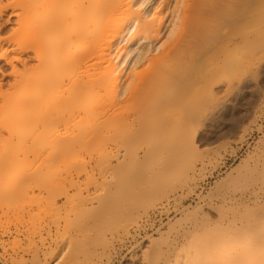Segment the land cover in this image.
Returning a JSON list of instances; mask_svg holds the SVG:
<instances>
[{
  "label": "rangeland",
  "instance_id": "1",
  "mask_svg": "<svg viewBox=\"0 0 264 264\" xmlns=\"http://www.w3.org/2000/svg\"><path fill=\"white\" fill-rule=\"evenodd\" d=\"M27 1L29 12L23 9ZM78 1L0 0V23L9 21L0 29V55L12 62L0 60V106L15 93L20 74L37 79L39 89L48 77L34 68L35 60L26 72L16 60L29 18L49 9L73 11ZM167 1L152 0L149 9ZM259 22L255 58L243 49L239 88L235 74L222 68L220 31L211 28L195 56L184 59L180 53L190 37L180 24L177 41L174 35L162 40L175 51L173 59L140 62L139 77L122 98L118 92L110 98L111 90L81 98L75 84L81 73L65 72L48 99L26 109L31 129L35 133L43 118L65 115L96 136L64 153L46 145L0 144V169L11 165L52 175L41 189L27 175L23 190L0 192V264H55L61 256L58 264H184L194 257L199 264H256L257 254L243 250L264 239V16ZM151 90L155 95L145 103ZM1 117L0 142H7ZM64 177L90 180V196L103 179L111 181L113 209L100 211L93 201L64 207Z\"/></svg>",
  "mask_w": 264,
  "mask_h": 264
},
{
  "label": "bare ground",
  "instance_id": "2",
  "mask_svg": "<svg viewBox=\"0 0 264 264\" xmlns=\"http://www.w3.org/2000/svg\"><path fill=\"white\" fill-rule=\"evenodd\" d=\"M151 2L152 0H79L77 9L73 11L56 13L49 9L50 14L45 11L42 14L40 11L30 17L23 28L28 38L19 49L16 60L21 63L25 72L29 68L28 63L35 60L34 68L44 72L50 77V81L48 77L43 79L45 84L39 89L36 87L37 79L20 74L15 93L0 106L2 126L8 130L7 142L2 141L0 144L46 145L60 153L73 150L76 146L88 145L83 143L93 141L96 134L77 129L73 116L63 115L54 120L43 118L34 133L31 129V112L26 109L32 107L37 99H48L52 89L58 84L57 81L68 70L81 73L75 83L76 94L81 98L89 97L93 91H96L97 98H101L109 90L112 91L108 94L110 98L117 92L118 97L122 98L129 93L133 80L139 77L136 68L140 62L159 64L173 59L175 51L170 48V44L164 45L162 40L172 38L173 35L174 41L178 40L180 34L176 32L177 24L188 27L190 39L180 53L184 59L195 56L199 45L209 38L211 28L220 31L218 51L223 59L222 68L235 74L239 88L243 49L249 48L254 58L257 53L261 31L259 17L264 16V0H186L179 6L176 4L181 0L170 5L168 0L166 7L159 5L155 7V11L149 9ZM32 8L33 5L28 1L23 4L26 12ZM8 24L9 21L0 23V29H5ZM75 40L81 41L80 47L72 50L68 45ZM47 47L52 50L46 52ZM31 50L32 57L22 58ZM232 50L234 56L231 58L229 52ZM0 60L7 61V56L0 55ZM11 63L7 61V64ZM13 71L15 72L14 67ZM154 95V90L145 93V103ZM187 120L188 123L194 121L191 118ZM61 126H65V129ZM76 131L78 132L75 133ZM35 142L41 144H34ZM51 156L52 154H48L49 158ZM9 172H14L15 176L6 177ZM27 175L36 180L39 189L47 186L52 177L51 174L38 172V169L26 174V170L8 165L0 169V192L15 193L23 190ZM106 175H109L108 171ZM61 181L63 183L59 188V197L64 200V207L71 210L84 208L88 201H93L97 202L100 211L113 209V202L109 197L111 181L103 179L98 190L95 188L97 194L94 193L93 196L88 191L90 180L79 183L64 177ZM71 191L77 193L70 195ZM101 192H105V195ZM254 226L257 228V225ZM250 245L246 246L243 253L248 256L257 254L256 264H264V239L257 240L255 247L254 244ZM199 261L201 260L194 257L184 264H199Z\"/></svg>",
  "mask_w": 264,
  "mask_h": 264
}]
</instances>
